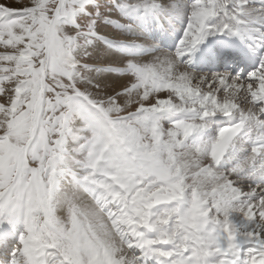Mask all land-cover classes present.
Here are the masks:
<instances>
[{"label": "snow or ice", "instance_id": "6c2138e0", "mask_svg": "<svg viewBox=\"0 0 264 264\" xmlns=\"http://www.w3.org/2000/svg\"><path fill=\"white\" fill-rule=\"evenodd\" d=\"M0 264H264V0H0Z\"/></svg>", "mask_w": 264, "mask_h": 264}]
</instances>
